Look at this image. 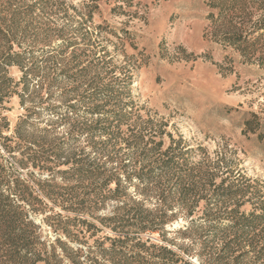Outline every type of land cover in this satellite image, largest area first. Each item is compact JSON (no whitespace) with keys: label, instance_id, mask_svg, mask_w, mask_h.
Masks as SVG:
<instances>
[{"label":"rangeland","instance_id":"rangeland-1","mask_svg":"<svg viewBox=\"0 0 264 264\" xmlns=\"http://www.w3.org/2000/svg\"><path fill=\"white\" fill-rule=\"evenodd\" d=\"M34 262L264 264V0H0V264Z\"/></svg>","mask_w":264,"mask_h":264},{"label":"trees","instance_id":"trees-1","mask_svg":"<svg viewBox=\"0 0 264 264\" xmlns=\"http://www.w3.org/2000/svg\"><path fill=\"white\" fill-rule=\"evenodd\" d=\"M211 6H213V7H217V4L215 3V2H211ZM236 27V26H235ZM238 29V31H233V32H230V33H232V34H230V35H228V37L229 38H235V36H238L239 34V27H237ZM29 253H31V254H34L33 252H30V250H29ZM29 254H25V255H23V260H28V258H29ZM40 259H42V258H39V259H35L36 260V262L38 261V260H40ZM44 260V259H43ZM46 261V263H48V261L47 260H45ZM33 264V263H32ZM34 264H35V262H34Z\"/></svg>","mask_w":264,"mask_h":264}]
</instances>
